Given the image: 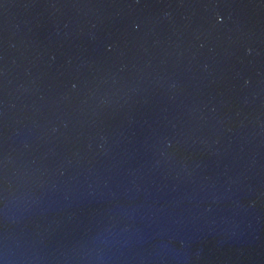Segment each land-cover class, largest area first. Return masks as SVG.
Wrapping results in <instances>:
<instances>
[{
    "label": "water",
    "instance_id": "95a60500",
    "mask_svg": "<svg viewBox=\"0 0 264 264\" xmlns=\"http://www.w3.org/2000/svg\"><path fill=\"white\" fill-rule=\"evenodd\" d=\"M0 264H264V0H0Z\"/></svg>",
    "mask_w": 264,
    "mask_h": 264
}]
</instances>
